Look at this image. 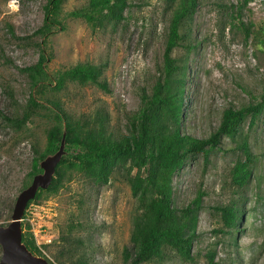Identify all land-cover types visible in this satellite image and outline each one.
Instances as JSON below:
<instances>
[{
	"label": "rangeland",
	"instance_id": "374dc122",
	"mask_svg": "<svg viewBox=\"0 0 264 264\" xmlns=\"http://www.w3.org/2000/svg\"><path fill=\"white\" fill-rule=\"evenodd\" d=\"M11 1L0 0V110L13 117L22 114L30 94L29 77L23 69L38 59L42 36L35 31L43 23L46 0H15L9 6ZM128 1L122 21L94 29L82 17L68 15L87 0H65L62 28L53 29L45 42L49 73L81 61L100 64L107 90L69 81L60 91L45 89L42 99H59L75 117L86 118L97 111L105 114L107 129L114 136L127 133V117L139 109L141 94L151 91L161 70L170 17L166 0ZM241 1L199 0L192 21L184 27L190 29L187 42L172 51L185 66L183 133L209 136L223 109L255 101L264 90V47L255 44L252 36L245 39L242 30L230 23L232 5ZM239 17L255 25L264 21V0H249ZM51 122L42 109L19 129L0 115V225L10 221L17 195L32 180V162L45 147V131ZM242 128L248 133L253 158L245 184L238 186L231 181L230 168L240 154L227 137L206 162L200 153L174 174L176 207L189 204L199 190L203 193L192 242L193 259L182 260L170 253L161 262L143 264H210L206 254L211 250L214 264H264V111L253 126L247 119ZM42 194L40 202L32 203L45 202L50 209L34 216L33 224L21 221L22 232L35 231L42 241L39 224L48 226L44 234L55 230L57 238L72 223L74 235L81 240L78 249L86 251L92 264H123L122 248L128 243L140 208L119 173L105 184L76 174L56 193ZM222 205L240 209L238 224L229 232L216 209ZM26 214L29 218V212ZM54 250L55 245L43 247L52 261Z\"/></svg>",
	"mask_w": 264,
	"mask_h": 264
},
{
	"label": "trees",
	"instance_id": "16d2710c",
	"mask_svg": "<svg viewBox=\"0 0 264 264\" xmlns=\"http://www.w3.org/2000/svg\"><path fill=\"white\" fill-rule=\"evenodd\" d=\"M64 1L46 0L43 5V23L35 31L42 36L38 42L39 56L34 64L23 69L28 74L31 90L22 114L10 117L0 110V115L18 129L39 109L44 110L52 120L45 131V147L33 159L30 177L41 171L39 160L58 149L65 131V154L56 165L52 182L46 189H39L27 205L33 201L40 202L43 192L56 193L76 174L83 175L93 183L105 184L114 173H119L126 180L140 208L133 221L128 243L122 248L123 264L161 262L170 253H176L182 260H192L197 210L203 193L199 190L189 204L176 207L173 200L174 174L186 160L200 153L206 162L213 149L227 137L235 143L240 154L230 168L231 181L238 186L245 184L251 175L249 164L253 158L248 133L242 125L249 119V126H253L258 115L264 111V90L255 101L238 108L223 109L218 126L209 136L199 138L183 133L185 66L172 56V51L187 40L190 29L185 30V25L192 21L199 0H166L170 17L165 32L161 70L151 91L141 94L139 109L127 117V133L114 136L107 129L105 114L97 111L86 118L75 117L62 107L59 99H42L45 89L50 87L60 91L69 81L79 85L92 83L107 90L106 82L101 79L103 65L81 61L54 73H49L45 68L50 58L45 47L46 38L53 29L62 28ZM248 1L242 0L235 7L232 5L230 23L242 30L245 39L252 36L255 44L264 47V21L255 25L252 21L245 23L239 17L242 6ZM128 4V0H87L86 5L69 11L68 15L82 17L94 29L108 24L113 26L124 19ZM190 46L187 44V47ZM36 93L41 97L38 98ZM216 209L220 211L226 232L236 227L241 217L238 207L222 205ZM22 242L32 253L45 257L49 264H92L86 251L78 249L81 240L74 235L72 223L51 244L39 247L28 229L22 232ZM51 245H55L53 261L43 252V247ZM206 256L209 263L214 264L213 250L208 251Z\"/></svg>",
	"mask_w": 264,
	"mask_h": 264
},
{
	"label": "water",
	"instance_id": "95a60500",
	"mask_svg": "<svg viewBox=\"0 0 264 264\" xmlns=\"http://www.w3.org/2000/svg\"><path fill=\"white\" fill-rule=\"evenodd\" d=\"M65 131L59 147L39 161L41 171L34 174L31 182L17 195L11 219L6 225H0V264H49L41 255L32 253L22 242L21 218L27 202L33 199L39 189H46L52 182L55 168L65 154Z\"/></svg>",
	"mask_w": 264,
	"mask_h": 264
},
{
	"label": "built area",
	"instance_id": "2783aa9c",
	"mask_svg": "<svg viewBox=\"0 0 264 264\" xmlns=\"http://www.w3.org/2000/svg\"><path fill=\"white\" fill-rule=\"evenodd\" d=\"M15 2H16L15 0L11 1V3L9 4V6H13ZM49 209L50 208L47 207V203H45V202L35 203V204H33L31 202L28 205H26V207L24 209V213H23L22 218H21L22 219L21 221L23 222V220H28L31 224H33L34 216H37L41 212H46ZM26 212H29V214H30L29 215L30 216L29 218L27 217ZM47 227L44 224H39V231L41 233V237H43V240L42 241L39 240V237H37V233L35 231L33 233L35 243L39 247H41L44 244H51V243L57 241V238L58 237L56 238L57 235L55 234L56 233L55 230H53L54 233L53 232H49L48 234H44V232L46 231V228Z\"/></svg>",
	"mask_w": 264,
	"mask_h": 264
},
{
	"label": "flooded vegetation",
	"instance_id": "af4514ba",
	"mask_svg": "<svg viewBox=\"0 0 264 264\" xmlns=\"http://www.w3.org/2000/svg\"><path fill=\"white\" fill-rule=\"evenodd\" d=\"M38 173V172H37ZM36 174V173H35Z\"/></svg>",
	"mask_w": 264,
	"mask_h": 264
}]
</instances>
